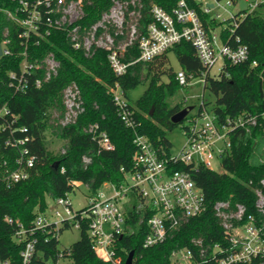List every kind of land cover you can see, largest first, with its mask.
Wrapping results in <instances>:
<instances>
[{
  "label": "built area",
  "instance_id": "obj_1",
  "mask_svg": "<svg viewBox=\"0 0 264 264\" xmlns=\"http://www.w3.org/2000/svg\"><path fill=\"white\" fill-rule=\"evenodd\" d=\"M12 1L17 4L14 11L5 12L19 27L17 43L21 46L18 67L8 71V86L14 93L25 92L29 87L39 88L57 74L60 62L54 51H48L41 58H31L29 52L30 45L38 46L53 31L63 32L70 48L81 52L85 58H92L98 50H103L109 67L117 76L124 74L130 65L150 62L182 40L187 41L193 46L204 70L200 76H194L179 69L175 71V79L183 88L199 77L205 88L206 76H227L228 65L243 64L248 59L247 45L238 36L224 38L222 31L227 29L232 33L248 14L260 12L264 16V0H244L246 7L236 12L232 8L237 7L241 0H195L201 11L209 16L207 21L221 23L223 28L217 33L218 25L212 27L205 24L197 10L186 0H177L169 11L151 3L146 10L151 20L146 24L142 21L143 0H109L107 8L88 24L85 23V8L94 0ZM216 8L222 9L225 16L222 13L211 16V11ZM13 44L16 43L6 28L0 38V56L11 54ZM134 44L138 56L125 61L128 47ZM256 64L253 61L251 66ZM108 91L120 119L134 129L136 122L119 85L109 86ZM197 98L199 101L195 110L192 111L194 106L178 123L183 142L176 152H172V144L167 150L163 146L156 147L146 136L135 132L133 142L136 150L132 169L124 171L121 168L123 182H108L111 189L108 195L97 190L90 195L87 205L79 210L72 208L68 195L60 196L53 200L57 208L50 216L46 211L37 213L29 229L19 224L14 235L17 242H24L19 252V264H35L36 233H46V239H58L61 227L69 225L80 229L82 221L87 224V233L96 255L112 264H124L126 258L123 260L120 255L118 239L124 234L134 233L135 227L143 220L147 232L142 247L149 248L163 243L170 230L187 219L204 213L207 203L202 189L188 172L174 170L172 165L183 163L213 169V163L220 160L221 164L222 156L229 152L231 136L242 130L250 134L259 123L256 114L249 112L220 117L212 106L204 102L203 93ZM186 101L187 98L183 97L184 104ZM61 102L63 114L58 123L61 126L75 123L85 104L80 88L74 81L62 89ZM260 115L264 116V112ZM16 121L17 115L10 112L8 105L0 104V127L10 126ZM15 128L25 130L18 126ZM262 129L264 131V126ZM85 131L92 135L101 149L113 148L109 135L97 123L89 124ZM28 140L26 136H12L5 142L19 148L13 168L6 166L0 155V167L3 168H0V180L6 187L30 175L35 157L23 146ZM60 152L63 153L64 149ZM255 155L257 162H264L263 154H258L256 150ZM84 160L87 162L89 158ZM260 185L264 187V177ZM254 192L255 207L264 212V193L261 188H255ZM212 209L219 219L224 241L205 244L201 238H193L191 247H178L170 252V264H264V224H258L256 217L247 214L245 205L238 202L216 201ZM128 211L132 216H137L134 227L129 223L132 218ZM61 260L62 253L54 264H61ZM0 264L14 263L0 259ZM45 264L52 262L49 260Z\"/></svg>",
  "mask_w": 264,
  "mask_h": 264
},
{
  "label": "trees",
  "instance_id": "obj_2",
  "mask_svg": "<svg viewBox=\"0 0 264 264\" xmlns=\"http://www.w3.org/2000/svg\"><path fill=\"white\" fill-rule=\"evenodd\" d=\"M176 1L143 0V23L151 20L146 13L151 3L169 11ZM186 1L197 10L205 24L212 27L221 24L213 20L207 21L209 16L201 11L195 0ZM16 5L12 0H0V38L7 28L10 38L16 43L11 47V54L0 56V104L6 103L10 112L17 115L16 123L0 127V155L6 166L15 167L14 159L19 148H13L5 142L12 136H26L29 140L23 146L34 155L35 163L25 180L9 187L0 180V259L19 264V252L24 242H17L14 235L19 224L24 229H29L36 214L46 211V198L53 201L57 197L69 195L76 183L85 185L90 195H93L103 183L123 182L121 168L124 171L132 169L136 150L133 142L135 132L146 136L156 147L163 146L167 150L171 145L166 131L178 126L170 118L184 106V102L182 100L181 103L171 105L168 101L177 88L181 87L175 79V72L169 66L168 52H174L180 69L187 74L200 76L204 68L191 43L182 40L150 62L134 63L124 74L117 76L109 67L103 50H98L92 58H85L81 52L70 48L63 32L53 31L38 46L30 45L29 52L31 58H41L48 51H54L60 62L57 74L39 88L29 87L25 92L14 93L8 86V71L16 69L21 59V46L17 43L19 27L7 16L5 10L14 11ZM108 5L109 0H94L87 5L85 23L95 21ZM222 36H238L247 45L249 55L243 64L228 65L227 76L222 74L205 77L204 86L215 97L212 109L220 117L241 112L253 113L259 124L250 134L242 130L231 136V148L221 158V172L203 165H172L174 170L188 172L202 189L207 209L170 230L163 243L149 248L142 247L147 232L143 220L135 227L134 233L124 234L118 239L123 260L129 251L134 250L132 264H170V252L178 247H191L193 238H201L205 244L222 243V228L212 209L216 201L229 200L244 204L246 213L253 214L258 224H264V212L256 209L254 192L255 188H261L264 193V187L260 185V180L264 177V162L254 161L253 157L257 148L264 144V116L260 115L264 112V16L260 12L248 14L232 33L224 29ZM137 56L138 50L134 44L128 47L124 60L130 61ZM253 61H256V66H251ZM164 75L167 76V82L161 81ZM72 81L80 88L85 109L75 123L61 126L58 123L63 114L61 91ZM142 82L146 83V88L135 101V106L127 101V107L136 122L133 129L120 119L108 88L118 84L127 100L128 92ZM94 123L107 132L113 144L112 149H101L92 135L85 131L89 124ZM16 126L25 130L21 131ZM48 138L60 140L64 152L61 153V149L56 152L49 150ZM261 154L264 155V151ZM84 158H89V161L86 162ZM56 160L59 165L54 169L52 164ZM130 214L132 219L129 223L134 227L137 216H132L131 212ZM68 227L70 226L61 227L60 233ZM46 235L36 233L35 264H45L49 260L54 264L60 253L62 260H67L66 264H112L96 255L85 221L81 222L79 239L68 249L60 251L58 239H46Z\"/></svg>",
  "mask_w": 264,
  "mask_h": 264
},
{
  "label": "rangeland",
  "instance_id": "obj_3",
  "mask_svg": "<svg viewBox=\"0 0 264 264\" xmlns=\"http://www.w3.org/2000/svg\"><path fill=\"white\" fill-rule=\"evenodd\" d=\"M224 3V1H222ZM247 5V2L244 0L239 1L237 7L232 8L234 12L238 10L239 8H245ZM216 13H222L223 16H225V13L222 11V9L216 8L215 10L211 11V16H215ZM222 25H218L216 32L220 33V30H222ZM168 59H169V66L172 68V70L178 71L180 69L179 63L174 55L173 51L168 52ZM162 82H167V76L161 77ZM146 88V83L142 82L138 84L135 88L131 89L128 92L127 101L130 105L135 106V101L142 95L143 91ZM201 93H203V100L207 105L212 106L214 103L215 97L212 93L208 91L207 88L203 87V82L199 77H196L190 81V83L183 88H177V91L168 99L169 103L171 105H174L176 103H181L183 100V97L187 98V101L185 102L184 106L193 105L195 106L192 111L195 110L197 107L199 99L197 96H199ZM183 106V107H184ZM56 116V115H55ZM58 119V118H57ZM59 120V119H58ZM166 137L172 144V152H176L180 146L182 145L183 138L180 133V127L179 125L174 127L172 130L166 131ZM50 139V142L48 144L49 150H52L53 152H56L61 149V141L57 138H48ZM262 146L260 145L257 148V153H262ZM264 156V155H263ZM254 161H257V156L254 155ZM213 170L217 172L222 171V167L220 164V160H217L213 163ZM99 191L104 192L105 194H109L111 192L110 185L108 182L103 183L99 189ZM71 206L74 210H79L87 205L90 197V193L85 185L83 184H77L73 190L68 195ZM47 202V209L46 213L48 216H50L55 208L57 206L55 205L54 201H52L49 198H46ZM52 215V219H53ZM80 237V229L75 226H70L68 228H65L58 237V249L60 251L69 248L72 243H74L76 240H78ZM67 260H61V264H66Z\"/></svg>",
  "mask_w": 264,
  "mask_h": 264
},
{
  "label": "water",
  "instance_id": "obj_4",
  "mask_svg": "<svg viewBox=\"0 0 264 264\" xmlns=\"http://www.w3.org/2000/svg\"><path fill=\"white\" fill-rule=\"evenodd\" d=\"M209 6H210V4H209ZM0 54H1V50H0ZM193 107H194L193 105H188V106L182 107L180 110H178L177 112H175L171 116V118H170L171 122L175 123V124H178L179 122H181L185 118L186 114L190 110L193 109ZM58 165H59V161L58 160L54 161L53 164H52L54 169H56L58 167ZM133 255H134V250H131V251L128 252L126 260H125V264H132Z\"/></svg>",
  "mask_w": 264,
  "mask_h": 264
}]
</instances>
